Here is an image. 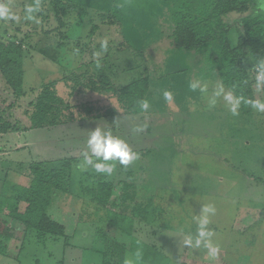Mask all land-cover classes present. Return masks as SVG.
<instances>
[{
  "label": "rangeland",
  "instance_id": "1",
  "mask_svg": "<svg viewBox=\"0 0 264 264\" xmlns=\"http://www.w3.org/2000/svg\"><path fill=\"white\" fill-rule=\"evenodd\" d=\"M0 2L8 4L20 17L17 21L0 20V45L12 42L22 49L23 96L15 98L0 75V116L14 128L29 127L25 111L42 86L50 82L56 83L57 95L74 108L75 115L85 106L93 107L95 112L107 108L120 112L112 94L82 91L71 96L62 79L74 73L106 75L117 88L148 78L147 100L151 105L149 111L139 115L118 114L42 130L10 131L0 136V190L4 187L9 194H14L26 188L31 177L30 164L60 158L74 159L72 172L76 179L87 172V180L95 186L100 174L95 175L91 169L81 170L78 165L81 153L86 150L89 131L99 127L110 130L139 154V159L127 167L117 163L113 174L107 176L115 189L109 208L120 202L121 183L127 179L126 172H144L149 191H141L139 198L151 199L163 210H171L165 217L169 226L176 225L181 205L195 208L198 205L196 209H187L191 221L202 206L211 204L216 209L215 215L210 217L213 232L226 234L229 227L239 232L240 219L249 213L259 221L260 230L249 228L246 233L264 238V112L251 107L250 115L238 112L233 116L223 95L216 97L214 107L209 106L213 92L222 85L213 55H210L213 52H186L173 47L169 39L171 17L165 19L158 11L154 12L155 9H146L140 0H73L75 9L66 16L55 14L54 0H39L40 10L34 13L32 20L25 19V7L34 5L36 0ZM262 3L264 0H258L257 6L264 14ZM116 4L121 6L120 14L127 20L115 16ZM248 13L246 8L240 13L223 16L222 21L227 26L231 47L237 46L236 53L238 50L237 55L249 75V89L254 100L264 102V90L257 87L256 68L245 46V33L239 26ZM104 39L108 41L107 51L97 58L94 53L101 50L100 42ZM194 82L206 84L207 92H201L199 87L191 90L189 85ZM165 90L172 93V101L164 100ZM224 91L229 90L224 87ZM81 177V181L85 180ZM70 193L68 196L61 194V200L55 199L51 207L69 239L66 243L53 242L50 250L49 245L35 244L33 235H24V228L20 230L23 225L11 218L6 208L0 212L1 218L12 222L11 228H20H17L15 246L7 247L8 252L15 249L17 264L23 263V251L29 259L25 262L37 259V264H61L62 249L65 251L64 246L68 245L75 246L76 251L66 250L63 264H80L89 257L96 262L94 254L85 253L93 238L81 235L85 226L84 212L91 211L87 209L90 203L86 199H74L76 192ZM78 196L82 198L79 193ZM16 206L19 213L25 207L23 202ZM99 210L103 216L104 210ZM72 214H76L74 219ZM93 224L104 227L95 221ZM183 227L189 228L185 223ZM166 233L171 237L177 235L176 231ZM20 243L24 246L21 245L19 251ZM169 244L173 252L180 250L178 240ZM47 254L52 255L53 260H49ZM0 264H5V259L0 257Z\"/></svg>",
  "mask_w": 264,
  "mask_h": 264
},
{
  "label": "trees",
  "instance_id": "2",
  "mask_svg": "<svg viewBox=\"0 0 264 264\" xmlns=\"http://www.w3.org/2000/svg\"><path fill=\"white\" fill-rule=\"evenodd\" d=\"M140 1L146 9H155L154 12L158 11L159 14L164 15L163 18L171 17L172 28L169 39L173 47L186 52H213L214 54L210 55H213L212 61L217 67L221 84L231 90L235 96L254 100L249 89V75L240 56L237 55L238 50L236 53L237 46L231 47L227 36V26L223 23L222 17L249 9V13L241 19L239 26L245 33V46L256 66L259 61L264 60V14L257 6L258 0H147L150 2L148 5L144 3L146 0ZM52 7L56 15L59 13L61 16H66L74 11L75 3L73 0H54ZM120 8L121 6L116 4L115 16L125 21L127 19L120 14ZM21 55L22 49L12 42L0 45V75L15 98L24 94ZM62 83L69 88L71 96L82 91L112 94L118 102L120 112L114 108L99 109L95 112L93 107L85 106L82 111L76 109L78 112H75L77 114L75 115L74 108L64 103L57 95L56 83L50 82L42 86L34 101L28 105V110L25 111L29 127L23 130L14 128L0 116V136L10 131L42 130L72 122L115 117L118 114L139 115L144 112L139 109L137 101L147 99L150 93L148 78L117 88L106 75L74 73L72 76L64 77ZM262 88L264 90V87ZM238 112L250 115L251 106L242 102ZM74 162L72 158H60L30 164L31 177L26 188L14 194H9V190L4 187L1 188L0 212L6 208L9 216L19 221L26 230L34 232L39 241L66 243L68 237L65 234V227L54 217L51 207L55 199L61 200L59 197L61 194L71 195V172ZM96 180L90 192V201L96 204L98 211L104 210L107 222L129 234L133 219L146 221L151 199L148 204L137 202L133 184L127 182L122 184L119 205L123 206L125 212H129L127 215L112 211L108 207L113 195V184L108 181L107 176L100 174ZM76 196L78 197V194ZM21 202L25 203L26 207L22 213H18L16 205ZM13 238L14 230L9 228L8 223L0 216V255L7 254V244ZM133 242L135 244L132 243V248L136 245V250L141 253L142 258L147 257L151 252L154 254L152 248L137 240ZM107 249L102 264H123V247L116 245Z\"/></svg>",
  "mask_w": 264,
  "mask_h": 264
},
{
  "label": "crops",
  "instance_id": "3",
  "mask_svg": "<svg viewBox=\"0 0 264 264\" xmlns=\"http://www.w3.org/2000/svg\"><path fill=\"white\" fill-rule=\"evenodd\" d=\"M75 172H71V192H76L75 194H81V197H74V199H80L84 201L83 199H86L89 204L88 210L84 212L85 213V221L84 224L85 226L81 230V235L84 238H93V243L91 247H88L87 252L85 253H90L94 254L96 258V262H92L91 257L87 258V260L82 261L80 264H102L103 262V256H104V248L109 244L108 247H114L116 245L123 247L124 248V262L123 264H126V261H132L133 264H264V261H262L264 256V238H258L256 234H247L246 230L249 228H254L255 230H260L258 226V222L255 217L251 216V214H245L241 219H240V227H239V232H235L236 230L233 227H229V232L228 233H220V232H213L214 235L212 237L213 242L218 244L220 246V251L219 255L215 260H210L207 256V250L204 249L203 247L201 248H192V247H186L183 245L182 241L183 239L189 235L192 234L195 236L196 234V222L192 218V220H188L190 217L189 212L187 209L190 207L195 208L193 205L185 204L181 205V212H177V216H179L178 220L176 221V225L174 226H169L166 223L165 217L168 214L169 211L163 210L161 206L156 203V202H150V211L148 212L146 216V221L141 222L138 219H133L132 224L129 228L130 233L126 234L122 232L119 228H116L114 225H111L109 222H107V219H104L106 215H103L99 213L98 210H92V209H97V206L95 203L90 201V192L93 190V183H89L87 180L88 175L85 172H82L80 175V179L83 176L85 180L81 181L79 178L76 179V174ZM97 173H95L96 175ZM93 176V175H92ZM109 177V176H108ZM125 177L127 178L125 182L133 184L135 187L136 191V201L141 202L143 204H148L149 199H144L142 197L139 198V193L141 191H149L148 187V180L147 177L144 175V172H126ZM122 182L121 184H123ZM79 187L76 189V187ZM115 189L113 188V191ZM1 191V190H0ZM121 191H122V185H121ZM121 196V194L119 195ZM120 202H117L115 209L114 206L112 205L110 209L112 211L120 212V213H126L129 215V212L123 211L124 208L123 206L119 205ZM25 207L26 204L24 203ZM59 205V204H58ZM198 206V205H197ZM196 206V208H197ZM24 207V209H25ZM59 209V206H57ZM69 208V207H68ZM195 208V209H196ZM24 211V210H23ZM22 211V212H23ZM21 212V213H22ZM97 212V215H93ZM19 213V212H18ZM83 213V214H84ZM76 214H72V219H74ZM185 216V219H184ZM55 217V215H54ZM82 217H79L78 220H81ZM93 221H95L96 224H103L104 227H97L94 226ZM8 227L11 228L12 222H8ZM61 223V222H60ZM189 226V230L187 228L183 227V224ZM62 224V223H61ZM63 225V224H62ZM211 225L209 224V229L212 231L214 228L210 227ZM18 228V227H17ZM11 228L14 230V238L10 240L7 244L8 247L14 245L15 242L18 239V229L20 228ZM24 228V235H33L35 238L34 243L39 244L41 243L42 245H49V250L53 249V242L51 241H39L36 237L34 232L28 231L25 229L24 226H22L23 230ZM259 228V229H258ZM169 229V230H168ZM244 229V231H242ZM166 231L173 232L176 231L177 235L171 237L167 235ZM17 232V233H16ZM66 234V231H65ZM30 236V237H31ZM67 236V234H66ZM68 237V236H67ZM25 239V238H24ZM69 239V238H68ZM23 240V239H22ZM137 240L144 245L152 248L154 254H149L147 257H141L138 261L136 260V253L139 252L136 250V245L133 246L132 248V243L135 244L133 241ZM178 240V245H180V250L177 252H173L171 249V246H169V242L172 243V241ZM259 240V241H258ZM24 241V240H23ZM180 242V244H179ZM107 243V244H106ZM34 244V246H35ZM21 245L22 247L24 246L23 243H20L18 246L19 251L21 250ZM97 245V246H95ZM37 246V245H36ZM35 246V247H36ZM166 246H169L166 248ZM27 247V244H26ZM51 247V248H50ZM66 247V250L68 252L71 251H76L75 246H64ZM135 248V249H134ZM166 248V249H164ZM9 249V248H8ZM171 249L170 251H168ZM48 250V251H49ZM65 250V251H66ZM81 250V248H79ZM15 249L12 251L9 250L6 255H0L1 258H3V261L5 259V264H17V255H14ZM65 251L62 249V253L64 254L63 257L60 259V263L63 264L65 259ZM85 251V250H84ZM22 252V251H21ZM54 252V251H51ZM50 252V254H51ZM83 252V251H82ZM258 253L261 254V256H258ZM18 254V253H17ZM47 254V258L49 260H53V256ZM23 263L20 264H37V259H34V261H26L29 260L26 258V254L23 251L22 254ZM257 258H259L257 260ZM70 259V258H69ZM264 260V259H263ZM257 261V262H256ZM70 262V261H69ZM4 263V262H3ZM40 264V263H38ZM67 264H70L67 262Z\"/></svg>",
  "mask_w": 264,
  "mask_h": 264
},
{
  "label": "clouds",
  "instance_id": "4",
  "mask_svg": "<svg viewBox=\"0 0 264 264\" xmlns=\"http://www.w3.org/2000/svg\"><path fill=\"white\" fill-rule=\"evenodd\" d=\"M264 7V3L261 4ZM40 10L39 0H36L34 5H27L25 7V19H34V13ZM20 17L14 14L9 5L0 2V20L17 21ZM101 50L94 53L99 58L107 51L108 41L104 39L100 42ZM256 68V83L258 89L264 87V60H261L255 66ZM190 89L195 91L198 87L201 92H207V85H201L199 82L190 83ZM163 98L166 102L173 99L172 93L168 90L163 91ZM223 95V98L228 105L229 111L233 116L238 115V109L241 103L250 105L257 111L264 112V102L260 100L245 99L243 96H235L231 90L224 91L223 85H220L217 90L213 92L212 98L209 99V106L214 107L216 104V97ZM139 109L143 112L150 110L151 105L147 99H140L137 101ZM142 131V129H136ZM82 160L78 167L81 170H93L97 174L111 176L116 169L117 163L121 166L127 167L134 161L139 159V154L133 151L129 144L123 139L112 134L110 130H104L99 127L89 131L86 140V150L81 153ZM215 207L211 204L202 206L200 213L195 215L193 219L196 222V234L187 235L182 243L186 247L201 248L207 250V256L210 260H215L220 251V246L213 242V231L209 229L211 223L210 217L215 215ZM141 258V253H136V260ZM126 264H133L132 261H126Z\"/></svg>",
  "mask_w": 264,
  "mask_h": 264
}]
</instances>
